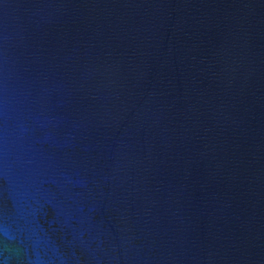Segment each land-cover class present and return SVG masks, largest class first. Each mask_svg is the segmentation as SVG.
I'll use <instances>...</instances> for the list:
<instances>
[{"label": "water", "instance_id": "obj_1", "mask_svg": "<svg viewBox=\"0 0 264 264\" xmlns=\"http://www.w3.org/2000/svg\"><path fill=\"white\" fill-rule=\"evenodd\" d=\"M0 264H264V0H0Z\"/></svg>", "mask_w": 264, "mask_h": 264}]
</instances>
